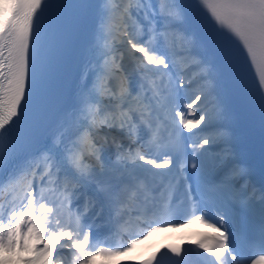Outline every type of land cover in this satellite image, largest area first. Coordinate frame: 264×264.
Instances as JSON below:
<instances>
[{"label":"snow or ice","instance_id":"6c2138e0","mask_svg":"<svg viewBox=\"0 0 264 264\" xmlns=\"http://www.w3.org/2000/svg\"><path fill=\"white\" fill-rule=\"evenodd\" d=\"M197 3L0 0V264H96L182 214L216 234L142 264H264V180L232 126L264 129V0ZM82 37L94 62L65 90Z\"/></svg>","mask_w":264,"mask_h":264},{"label":"rangeland","instance_id":"374dc122","mask_svg":"<svg viewBox=\"0 0 264 264\" xmlns=\"http://www.w3.org/2000/svg\"><path fill=\"white\" fill-rule=\"evenodd\" d=\"M139 55V54H137ZM5 194H2L0 195V197L4 196ZM54 198V197H53ZM136 246V249H137V245ZM125 259H128V254H125ZM96 261L99 263V264H109V263H121L123 260L121 259H115V258H112L110 256H100L96 259Z\"/></svg>","mask_w":264,"mask_h":264},{"label":"bare ground","instance_id":"6f19581e","mask_svg":"<svg viewBox=\"0 0 264 264\" xmlns=\"http://www.w3.org/2000/svg\"><path fill=\"white\" fill-rule=\"evenodd\" d=\"M93 56H95L94 53H93ZM87 60H88V59H87ZM88 62H89V61H86L85 66H84V70H85V67L88 65ZM93 62H94V61H93ZM90 79H91V77H90ZM77 82L79 83V78H78ZM2 194H4V193H0V195H2Z\"/></svg>","mask_w":264,"mask_h":264},{"label":"trees","instance_id":"16d2710c","mask_svg":"<svg viewBox=\"0 0 264 264\" xmlns=\"http://www.w3.org/2000/svg\"><path fill=\"white\" fill-rule=\"evenodd\" d=\"M97 264V263H96Z\"/></svg>","mask_w":264,"mask_h":264}]
</instances>
